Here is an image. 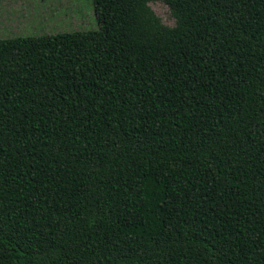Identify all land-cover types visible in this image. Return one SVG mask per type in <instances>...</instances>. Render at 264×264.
<instances>
[{"label":"trees","instance_id":"trees-1","mask_svg":"<svg viewBox=\"0 0 264 264\" xmlns=\"http://www.w3.org/2000/svg\"><path fill=\"white\" fill-rule=\"evenodd\" d=\"M149 1L0 38V264H264V0Z\"/></svg>","mask_w":264,"mask_h":264},{"label":"rangeland","instance_id":"rangeland-1","mask_svg":"<svg viewBox=\"0 0 264 264\" xmlns=\"http://www.w3.org/2000/svg\"><path fill=\"white\" fill-rule=\"evenodd\" d=\"M160 21L174 24L168 6L147 2ZM91 0H0V38L96 28Z\"/></svg>","mask_w":264,"mask_h":264}]
</instances>
